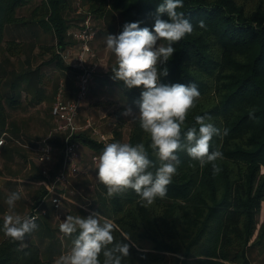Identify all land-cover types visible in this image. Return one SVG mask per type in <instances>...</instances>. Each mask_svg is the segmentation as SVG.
Here are the masks:
<instances>
[{
    "label": "trees",
    "instance_id": "trees-1",
    "mask_svg": "<svg viewBox=\"0 0 264 264\" xmlns=\"http://www.w3.org/2000/svg\"><path fill=\"white\" fill-rule=\"evenodd\" d=\"M75 2L0 0V52L16 57L26 52L27 46H33L35 51L40 48L41 55H50L37 68L18 72L9 92L3 91L8 76L0 71V139L9 133L18 135V129L10 123L9 108L20 106L23 90L29 94L36 84L44 87L54 82L42 68L53 66L64 71L73 68L67 66L62 53L70 44L68 37H73L85 20V17L71 18ZM84 2L90 6L88 13L99 18L118 15L120 34L123 26L132 22L152 30L156 9L163 0ZM31 4L35 6L29 16L19 14ZM183 5L179 11L191 21L194 31L174 45L176 51L168 62L157 67L161 73L165 69L168 72L167 76H160L162 83L195 84L201 93L196 107L187 116L185 132L187 127L198 129L197 115H209L216 127L228 130L223 138L213 137L211 141L210 151L219 149L223 153V160L216 161L221 170L214 174L211 164L201 168L181 151L177 154L180 161L177 172L163 199L157 198L145 208L134 190L109 198L106 187L100 183L93 191V207L114 221L123 233L131 235V241L125 242L134 246L130 247L124 264H253L251 254L264 244V219H261L264 213V0H183ZM161 18L169 19L166 14ZM201 20L205 28L199 27ZM11 30H20V37L9 38ZM27 31L34 41L26 46ZM48 35L55 43L44 41ZM109 78L105 79L120 89L128 104L116 112L118 121L109 134V143L123 142L122 130L128 121L122 112L131 107L138 113L135 101L143 89H127L113 75ZM36 94L41 95L39 89ZM112 103L106 101L104 105ZM64 138L56 133L50 142L62 150ZM7 139L0 149L6 162L21 153V148ZM73 141L97 155L105 146L85 131H80ZM127 143L145 144L148 158L159 165L148 147L150 137L140 128L138 120L131 123ZM58 159L50 169L53 177L62 168V156ZM149 170L154 172L155 168ZM32 177L39 182L44 178L40 173ZM47 195L45 187L40 186L34 205L43 203ZM5 197L1 193L0 229L7 208ZM46 203L47 214L36 221L38 228L25 236L26 248L19 250L20 242L11 240L0 230V264H54L44 257L35 239L41 233L54 235L52 212L55 214V210ZM80 211L84 214L83 209ZM114 236L122 239L120 231Z\"/></svg>",
    "mask_w": 264,
    "mask_h": 264
},
{
    "label": "clouds",
    "instance_id": "clouds-1",
    "mask_svg": "<svg viewBox=\"0 0 264 264\" xmlns=\"http://www.w3.org/2000/svg\"><path fill=\"white\" fill-rule=\"evenodd\" d=\"M183 6V0H163L156 9L152 30L140 27L139 22L126 23L119 35L105 38L107 49L115 57L116 66L111 68L113 79L122 82L127 89H143L135 101L138 113L127 107L122 115L138 120L140 128L150 137L148 147L159 161L157 166L148 158V148L143 143H107L96 161V178L106 187L109 198L131 189L145 208L157 198L163 199L177 172L180 163L177 154L181 151L201 168L211 164L214 174L221 170L216 161L223 160V153L219 149L210 151L211 141L213 137L223 138L228 130L216 127L209 115H197L198 129L187 127L185 132L187 116L196 107L201 93L195 84H165L160 80V76H167L168 72L167 69L159 72L157 65L168 62L176 51L174 45L194 31L191 21L179 11ZM163 14L169 19H162ZM198 25L206 27L203 20ZM21 195L22 190L7 195V211L0 229L6 237L20 242L19 250L27 247L25 236L38 228L36 216L16 213V202ZM59 231L73 239L69 250L62 253L55 264H124L130 247L134 246L125 242L131 241L129 233H123L114 221L99 213L87 217L69 214L60 223ZM118 231L122 236L120 240L114 236Z\"/></svg>",
    "mask_w": 264,
    "mask_h": 264
},
{
    "label": "rangeland",
    "instance_id": "rangeland-1",
    "mask_svg": "<svg viewBox=\"0 0 264 264\" xmlns=\"http://www.w3.org/2000/svg\"><path fill=\"white\" fill-rule=\"evenodd\" d=\"M34 6V4H31L30 6L21 9L19 14L26 17L29 16ZM74 9L75 12L73 11L70 14L71 18L73 20L76 18L81 20L89 15L88 10L90 9V6L89 4H86L84 0H76L74 3ZM90 14H92V17H90L91 25L96 31V37L91 45L93 55L86 58V63L88 68L92 70L94 79L90 86L88 104L81 109L79 121L80 125L83 127L86 124V120L91 119L94 129L109 136L118 121L116 112L120 107L128 106L127 102L122 97L123 95L121 94L120 89L115 84L109 83V77H112L113 75L111 68L116 65L114 54L107 49L105 41L107 35H119L118 25L120 20L118 15L115 14H109L102 18L97 17L94 13L90 12ZM19 31L11 30L8 37L19 38ZM26 33L28 35H26L25 38L28 39V41H26L24 45L27 46L31 45L34 39L31 38L30 31H27ZM68 39L70 41L69 45L75 44L72 35H70ZM44 41L48 44L55 43L51 35L45 37ZM27 47L24 48L26 52L21 53L16 57L7 55V52H4L3 50L0 52V71L3 72L2 74L8 76V85L3 87V91H11V87H9L11 85L10 83L15 82V77H17L18 72L23 68L30 67L35 69L50 58V55L48 54L41 55L40 48L35 51L33 46ZM66 64L67 66L72 67V64H75V61L71 60ZM52 67L53 66L46 67L45 69L42 68L43 73L46 71L51 79L55 78L54 82L49 83L50 89L46 86L47 88H44L43 91L41 90V93L45 91V95H43L45 96L43 104H46L44 106H42V104L41 106L40 104L36 105L38 102V100L36 101V98L39 97V95L35 94L36 89H33V95L30 94V96L21 93L20 99L22 101H20V106L18 108H9L10 123L12 124V127L16 128L15 130L18 129V135L9 133L3 136V138H8V143L11 140L13 143H16L21 148V153H16L15 156L9 157L8 162L5 161L3 155V157L0 156V176H3V178L0 177V195L4 190L8 191H4V193H7L5 194L6 197L8 193L12 191L22 190L21 199L16 202L15 208L16 213L22 216H27L31 211L34 205L33 199L41 186L40 182L32 176L39 173L42 174L43 171L47 169L50 170L54 164L52 162L41 163L38 161L37 156L41 153L40 148L44 145V142H47L51 136H56V122L52 116V107L56 101L57 93L59 92L61 84L66 86V94L68 96L70 92L72 97L75 91L74 78L76 77V70L71 67L69 71H64L58 68L61 73L60 75H55ZM105 78L109 79L106 80ZM41 96L42 94L40 97ZM106 101L113 103L104 105V102ZM125 118L128 123L122 130V141L127 143L133 119L131 117ZM85 132L92 136L93 130L91 129ZM55 146L56 155H58L56 160H59V154L63 149L61 150L56 144ZM99 155L100 154L97 155L82 145L80 146L79 159L81 160L82 172L78 176L70 178L67 182V186L61 188L68 199L65 201L64 211L58 214L52 212V229L54 235L50 236L46 235V233H41L35 237L44 257L47 256L54 261V264L55 260L71 247L72 238L63 236L59 231V225L62 220L69 214L87 217L89 214L97 213L93 207V191L100 182L96 178L97 169L96 164L93 162V158L95 156L99 157ZM7 164L9 165L7 166ZM46 204L48 208L52 207L50 198L47 199ZM4 205L7 207L6 204ZM80 209H83L84 214ZM261 219H264V213L262 214ZM251 258L253 264H264V244L261 248H258L251 254Z\"/></svg>",
    "mask_w": 264,
    "mask_h": 264
},
{
    "label": "built area",
    "instance_id": "built-area-1",
    "mask_svg": "<svg viewBox=\"0 0 264 264\" xmlns=\"http://www.w3.org/2000/svg\"><path fill=\"white\" fill-rule=\"evenodd\" d=\"M92 15L89 14L85 17L79 30L74 33L73 39L75 44L68 45L66 50L62 53L63 59L67 62L71 60L75 61L72 67L76 70L75 91L71 98L67 97L66 86L61 84L59 92L56 96V101L52 107V116L56 122L55 133L64 136V147L60 156H62V168L59 173L54 177L51 170L43 171V179L40 181V185L45 187L48 191V195L44 202L40 205H33L31 211L27 216H36L37 220L47 214V209L44 208V203L50 198L51 204L54 207L55 214L64 211L66 194L63 193V187L67 186V182L70 178L78 176L82 172L81 160L79 159L80 143L73 141L80 131L93 130L92 136L96 137L99 142L106 145L109 143L110 136H107L98 130L94 129V125L91 119L86 120L85 126H81L78 119L80 116V109L86 104L90 91L91 83L94 79V74L86 63V58L93 55L92 43L96 37V31L91 25ZM51 136L47 142L40 148V154L37 159L41 163H49L56 161V146L50 142ZM0 141H3V145L6 140L2 137ZM0 146V149L2 148ZM98 156L93 158V162L96 164ZM36 220V221H37Z\"/></svg>",
    "mask_w": 264,
    "mask_h": 264
},
{
    "label": "crops",
    "instance_id": "crops-1",
    "mask_svg": "<svg viewBox=\"0 0 264 264\" xmlns=\"http://www.w3.org/2000/svg\"><path fill=\"white\" fill-rule=\"evenodd\" d=\"M52 70H53V73H55V75H60V73H61V71L60 70H58V68H56V67H54V68H52ZM45 73H47L48 74V72H46L45 71ZM53 77V76H52ZM57 77V76H56ZM55 79V78H54ZM47 87H49V86H47ZM46 86H44V87H40V86H38L37 84L36 85H34L33 87H32V89H31V91H30V93L28 94V92L26 91V90H23V95L25 94L26 96H30V94H32L33 95V89L35 90L36 89V92H37V89H39V91L41 92V90L43 91L44 90V88H47ZM23 89H25V85L23 86ZM49 89H50V87H49ZM25 91V92H24ZM36 92H35V94H36ZM42 94V96L40 97H38V98H36V101L38 100V102H37V104L36 105H38V104H40V106H41V104H42V106H44L45 104H43L44 103V97L45 96H43V95H45V91L44 92H42L41 93ZM67 97H71V93L69 92V96L67 95ZM89 100V99H88ZM88 104V101L86 102V104L82 107V109L84 108V107H86V105ZM80 119H78V121H79ZM79 123H80V121H79ZM0 156H2L1 155V153H0ZM3 157V156H2ZM4 158V157H3ZM0 177H2L3 178V176H0ZM5 178V177H4ZM15 180H17V179H15ZM4 191H7V190H4ZM4 191L2 192V193H4ZM8 192V191H7ZM4 194H7V193H4ZM9 194V193H8ZM7 211V210H6Z\"/></svg>",
    "mask_w": 264,
    "mask_h": 264
}]
</instances>
